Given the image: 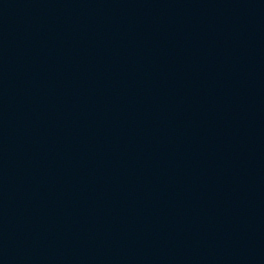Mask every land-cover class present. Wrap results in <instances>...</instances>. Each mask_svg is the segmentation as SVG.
<instances>
[{"label": "water", "instance_id": "95a60500", "mask_svg": "<svg viewBox=\"0 0 264 264\" xmlns=\"http://www.w3.org/2000/svg\"><path fill=\"white\" fill-rule=\"evenodd\" d=\"M0 264H264V0H0Z\"/></svg>", "mask_w": 264, "mask_h": 264}]
</instances>
